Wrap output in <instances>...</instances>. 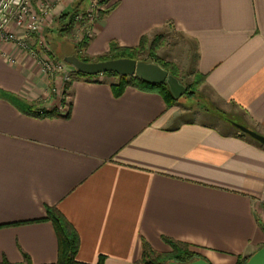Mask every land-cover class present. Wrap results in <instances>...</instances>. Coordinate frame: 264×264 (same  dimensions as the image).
Wrapping results in <instances>:
<instances>
[{
    "label": "crops",
    "instance_id": "1",
    "mask_svg": "<svg viewBox=\"0 0 264 264\" xmlns=\"http://www.w3.org/2000/svg\"><path fill=\"white\" fill-rule=\"evenodd\" d=\"M88 3L55 10L45 36L51 29L63 43L59 16ZM106 8L89 56L147 37L179 79L202 76L198 91L212 108L185 116L156 88L118 92L114 76L76 74L68 113H24L39 102L51 110L61 82L48 85L30 55L0 42V264H22L24 254L33 264L57 261L48 208L76 229L83 263L135 264L144 241L168 253L170 238L210 264H238L264 246V145L234 125L264 136V0H108Z\"/></svg>",
    "mask_w": 264,
    "mask_h": 264
},
{
    "label": "trees",
    "instance_id": "2",
    "mask_svg": "<svg viewBox=\"0 0 264 264\" xmlns=\"http://www.w3.org/2000/svg\"><path fill=\"white\" fill-rule=\"evenodd\" d=\"M82 4H78L71 12L61 14L59 16V26H60V36L61 38H65L69 35L73 29L75 28L76 22L74 20L75 15L82 11ZM110 10L107 8L103 10L101 14H105ZM81 25V24H80ZM90 38L85 34V29L83 32V39L80 42V46L83 48H87L89 45ZM148 44V38L143 37L141 44L137 48H126L121 47L115 43L111 45V50L105 57H100L98 61L109 60V59H118V58H132L139 61V56L142 54L144 50H146ZM154 46L150 47L151 56L153 60L161 65L163 68L168 70L170 73L178 76V70L170 65L167 62L161 61L160 58L156 56L153 52ZM153 52V53H152ZM81 60L86 62H91V60L87 58H83L79 55L78 51L74 52ZM80 74V73H78ZM104 75L117 77L118 83L113 85L115 91H121L125 87H135L139 89H158L163 92V94L167 97V99L173 100L176 99L172 92L170 91L167 84H151L142 80L137 76L131 77H121L113 73H106ZM202 76L200 77L201 80ZM17 100V98H16ZM24 113H32L36 114L40 117H53L58 115V113L51 110H42L39 111L33 105H22ZM46 220L53 223L58 243H59V251H58V259L54 263L49 264H87L77 260V254L80 248V239L79 235L74 228V226L64 217V215L55 208H48ZM165 241L171 246L172 250L168 253H159L156 252L146 241L143 242V255L141 260H139L135 264H168L170 262H177L180 264H187L197 259H205V257L192 250L188 244L177 242L170 238H164ZM166 255V256H165ZM249 258V257H248ZM247 258V259H248ZM242 260L238 264H243L247 260ZM104 257H101L100 260L96 264H104ZM9 264V263H4ZM22 264H33L29 255L24 254V263Z\"/></svg>",
    "mask_w": 264,
    "mask_h": 264
},
{
    "label": "built area",
    "instance_id": "3",
    "mask_svg": "<svg viewBox=\"0 0 264 264\" xmlns=\"http://www.w3.org/2000/svg\"><path fill=\"white\" fill-rule=\"evenodd\" d=\"M86 0H0V42L10 44L19 52L30 55L44 75L51 78L65 73L70 67L65 61L58 60L47 45L45 28L50 24L55 10L68 3ZM108 0H89L86 7L75 15V22L83 25L85 34L90 38L94 32L101 12L106 10ZM0 48V54L4 55ZM15 63L16 56H7ZM56 91V89H54Z\"/></svg>",
    "mask_w": 264,
    "mask_h": 264
},
{
    "label": "rangeland",
    "instance_id": "4",
    "mask_svg": "<svg viewBox=\"0 0 264 264\" xmlns=\"http://www.w3.org/2000/svg\"><path fill=\"white\" fill-rule=\"evenodd\" d=\"M83 25H80V23H77L75 25V28L73 31L67 35L62 41L63 43L58 44V42L54 39H52L53 32L50 29V35L51 38L46 36L47 45L49 46L50 53L61 61H64V56L74 54V52L78 51L79 55L83 58H87L91 61H98L100 57H105L107 54L99 56V57H91L87 54L86 49L80 46V42L83 39ZM91 38V37H90ZM161 37L158 38V42L156 43H162L159 41ZM168 39V38H167ZM156 46V45H155ZM151 50L149 47L146 48L142 52V54L139 56V61H145V62H154L156 63L152 56H151ZM153 52L156 54L158 58L163 60L165 59L161 57L158 54V47L153 50ZM152 52V53H153ZM162 61V62H163ZM169 65L170 63L167 62ZM158 64V63H157ZM171 68H173L170 65ZM72 68L71 66L67 69V72H70ZM76 74H78L75 70L69 73V79H67L65 73H61L58 76H55L56 79L58 78L60 80L61 86H58V89L54 91L53 87H51L50 95L48 96V107H52L51 111H54L56 113H68L70 104H71V85L76 77ZM107 76V75H105ZM46 77V80L48 82V85L52 86L54 82V78H51L52 81H50V78ZM180 79L182 83L187 87L186 92L178 99H173L172 102L174 106L181 109V111H185V116H193L197 114L198 112H208L212 108L211 102L206 100L198 91V83L200 81L199 76L191 77L188 74H181ZM117 78V77H116ZM116 83H118V79L116 80ZM54 86V85H53ZM56 105V106H55ZM36 109L39 111L47 110L44 108V104L41 102L37 103V105H34ZM47 106V105H46ZM166 256V255H165ZM170 262V261H169Z\"/></svg>",
    "mask_w": 264,
    "mask_h": 264
},
{
    "label": "water",
    "instance_id": "5",
    "mask_svg": "<svg viewBox=\"0 0 264 264\" xmlns=\"http://www.w3.org/2000/svg\"><path fill=\"white\" fill-rule=\"evenodd\" d=\"M64 61L70 65L77 73L87 76H97L106 73H113L121 77L137 76L151 84H167L173 96L179 99L187 90L182 81L154 62L137 61L132 58H118L103 61L86 62L77 55L71 54L64 56ZM234 125L256 139L264 145V136L247 128L244 125L234 123ZM168 264H180L169 262ZM187 264H210L206 259H197ZM243 264H264V246L252 254Z\"/></svg>",
    "mask_w": 264,
    "mask_h": 264
}]
</instances>
